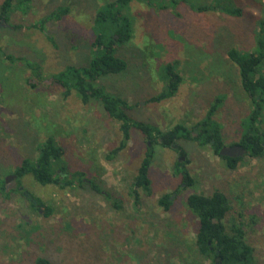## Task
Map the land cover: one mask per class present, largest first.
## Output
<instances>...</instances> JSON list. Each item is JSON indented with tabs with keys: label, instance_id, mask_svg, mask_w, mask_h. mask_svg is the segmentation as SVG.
Listing matches in <instances>:
<instances>
[{
	"label": "rangeland",
	"instance_id": "obj_1",
	"mask_svg": "<svg viewBox=\"0 0 264 264\" xmlns=\"http://www.w3.org/2000/svg\"><path fill=\"white\" fill-rule=\"evenodd\" d=\"M110 1L31 0L14 6L7 23L0 21V187L4 183L10 193L0 192V264H33L37 257L53 264H210L194 251L198 222L186 198L218 190L230 202L226 224L242 223L255 264H264V158L243 155L230 170L209 147L193 141L177 143L184 158L155 144L151 195L140 191L135 206L133 178L150 150L143 134L131 128L125 147L108 158L121 143L118 125L98 104L83 106L73 94L64 98L49 81L68 66L89 64L92 44L105 27L95 25L96 13ZM52 13L60 19L47 22L44 33L34 28ZM125 13L132 38L116 56L127 69L98 85L134 105L129 113L134 121L164 132L177 124L191 127L220 97L213 119L222 127L225 146L237 143L250 106L227 54L230 49L253 53L258 42L264 49V0H132ZM25 63L39 71L31 72ZM167 65L179 79L175 96L148 102L166 88ZM47 137L64 148L70 175L85 174L84 184L43 187L27 175L20 192H11L14 169L24 159L35 160ZM179 160L187 161L192 187H180ZM91 183L119 199L122 210L93 192ZM164 194L173 197L168 213L157 205ZM31 197L50 208L47 218L42 208L32 210L31 203L38 205Z\"/></svg>",
	"mask_w": 264,
	"mask_h": 264
},
{
	"label": "trees",
	"instance_id": "obj_2",
	"mask_svg": "<svg viewBox=\"0 0 264 264\" xmlns=\"http://www.w3.org/2000/svg\"><path fill=\"white\" fill-rule=\"evenodd\" d=\"M132 0H112L102 7L95 17L96 26H105L99 33L92 47L95 52L92 59L85 67L68 66L63 71L54 74L50 78L52 84L62 89V96L68 98L72 94L79 99L83 106L90 103L98 104L109 119L118 125L121 135L119 147L112 150L108 158L116 156L129 141L131 128L139 130L149 145L148 152L142 159L137 174L133 178L131 194L134 204H140V191L151 195V182L149 169L153 160V145L160 144L166 149H174L181 157H186L183 149H180V140L193 141L201 147H209L213 154L219 157L225 166L235 170L243 157L251 159L264 158V49L263 42H258V50L253 53H241L235 49L228 51L229 60L235 65L238 72L240 88L249 101V111L241 123V135L239 141L230 146H225L222 136L221 125L214 121V116L222 105V99L217 97L207 109L202 120L191 127L185 124H177L172 129L161 131L156 126L143 122L134 121L129 113L134 105L126 98L109 94L106 89L98 85L101 78L118 75L127 69L125 61L117 57L119 47L128 44L132 38L131 19L126 15L125 9ZM31 0H4L0 7V21L8 22L10 12L14 6L29 4ZM15 8V7H14ZM230 13V12H229ZM238 14L237 12H231ZM57 13L42 18L34 28L44 33L45 25L49 21L59 20ZM52 40V37L47 35ZM5 60H14L11 56L3 55ZM31 72L39 71L36 64L25 63ZM165 71L168 73L165 81L166 88L148 100V102H163L173 98L177 92L179 79L167 65ZM124 140V142H123ZM146 144V145H147ZM240 146L245 154L243 157L229 158L220 156L223 147ZM35 160L24 159L13 171L16 187L11 192H20L21 179L29 175L40 186L46 187L57 185L61 188L70 187L75 184L83 185L82 172L68 173V166L64 160L65 150L53 137H47L37 147ZM185 163L180 160L176 163L175 174L180 177L181 188L192 187L194 179L185 169ZM64 179L61 180V175ZM62 183V184H61ZM93 192L103 195L112 208L120 212L122 202L110 193H106L95 184H90ZM3 196L9 197L4 183L0 187ZM24 195V194H23ZM25 196V195H24ZM38 207L31 203L32 210L43 209L47 218L51 214L50 208L46 207L39 198H33ZM172 196L161 195L157 200L158 207L164 213H168L172 207ZM188 211L197 219L198 225L194 234V251L203 260L210 264H255L254 249L246 240V232L240 222L226 224V216L230 211V202L222 191H214L205 196L202 194H191L186 198ZM33 264H53L44 257H37Z\"/></svg>",
	"mask_w": 264,
	"mask_h": 264
},
{
	"label": "water",
	"instance_id": "obj_3",
	"mask_svg": "<svg viewBox=\"0 0 264 264\" xmlns=\"http://www.w3.org/2000/svg\"><path fill=\"white\" fill-rule=\"evenodd\" d=\"M220 156L223 157H229V158H236V157H241L245 154V151L237 145L231 146V147H223L220 152ZM9 179L7 178L5 180V183L7 184Z\"/></svg>",
	"mask_w": 264,
	"mask_h": 264
}]
</instances>
